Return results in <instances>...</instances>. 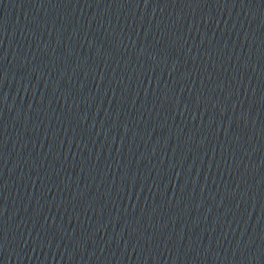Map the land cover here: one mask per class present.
Returning <instances> with one entry per match:
<instances>
[{
  "label": "water",
  "instance_id": "water-1",
  "mask_svg": "<svg viewBox=\"0 0 264 264\" xmlns=\"http://www.w3.org/2000/svg\"><path fill=\"white\" fill-rule=\"evenodd\" d=\"M188 100L264 162V0H94Z\"/></svg>",
  "mask_w": 264,
  "mask_h": 264
}]
</instances>
